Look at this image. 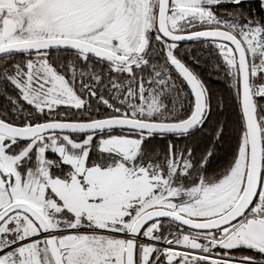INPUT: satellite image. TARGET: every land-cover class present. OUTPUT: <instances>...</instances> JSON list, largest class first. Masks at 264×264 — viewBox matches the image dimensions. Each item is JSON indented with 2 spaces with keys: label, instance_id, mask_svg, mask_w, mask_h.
Segmentation results:
<instances>
[{
  "label": "snow or ice",
  "instance_id": "6c2138e0",
  "mask_svg": "<svg viewBox=\"0 0 264 264\" xmlns=\"http://www.w3.org/2000/svg\"><path fill=\"white\" fill-rule=\"evenodd\" d=\"M0 264H264V0H0Z\"/></svg>",
  "mask_w": 264,
  "mask_h": 264
},
{
  "label": "trees",
  "instance_id": "16d2710c",
  "mask_svg": "<svg viewBox=\"0 0 264 264\" xmlns=\"http://www.w3.org/2000/svg\"><path fill=\"white\" fill-rule=\"evenodd\" d=\"M246 3L248 2H253L254 3V0H245ZM217 82L216 81H213V84L215 85Z\"/></svg>",
  "mask_w": 264,
  "mask_h": 264
}]
</instances>
